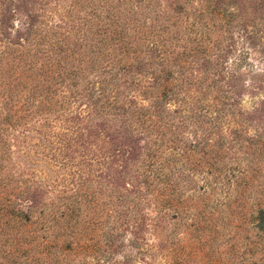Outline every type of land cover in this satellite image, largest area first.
Listing matches in <instances>:
<instances>
[{
	"label": "rangeland",
	"instance_id": "374dc122",
	"mask_svg": "<svg viewBox=\"0 0 264 264\" xmlns=\"http://www.w3.org/2000/svg\"><path fill=\"white\" fill-rule=\"evenodd\" d=\"M0 80V264H264V0H0Z\"/></svg>",
	"mask_w": 264,
	"mask_h": 264
},
{
	"label": "trees",
	"instance_id": "16d2710c",
	"mask_svg": "<svg viewBox=\"0 0 264 264\" xmlns=\"http://www.w3.org/2000/svg\"><path fill=\"white\" fill-rule=\"evenodd\" d=\"M164 61L163 60H161V63H163ZM161 65H164V64H161ZM71 68V69H70ZM66 69H61V73H63L62 75H61V73H59V77L61 78L62 76H67V75H76V71L74 70V68L72 67V66H70L69 67V71L67 70V72L65 71ZM152 74V73H151ZM168 79H169V77L168 76H163L162 77V82H163V88H165L166 90H167V92L169 91V83L167 82L168 81ZM1 80H0V85H1ZM99 91V94H103V91H102V88H101V86H100V89L98 90ZM163 94V96L164 95H166L167 93L166 92H164V93H162ZM112 96V97H111ZM104 99L106 100L105 102H104V104L105 105H103V107L100 109L101 111H108V110H111V108H113L115 105H119L120 106V103H119V99L117 98V95H116V92L115 91H112L111 90V92H109L105 97H104ZM23 102L25 103V99L23 100ZM34 109H36V110H38V100H36V103H34ZM5 118H6V116H5ZM162 172V171H161ZM167 174H164V176H162V182L164 183V185L166 184H169L170 182H169V179L167 178ZM117 198H119L118 196H117ZM136 199L137 200H140V197H137L136 196ZM133 207V206H132Z\"/></svg>",
	"mask_w": 264,
	"mask_h": 264
}]
</instances>
